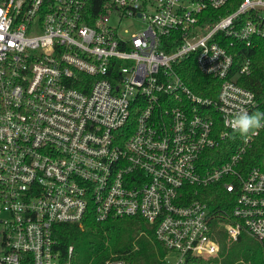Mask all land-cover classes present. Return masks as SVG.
<instances>
[{"label": "built area", "instance_id": "built-area-1", "mask_svg": "<svg viewBox=\"0 0 264 264\" xmlns=\"http://www.w3.org/2000/svg\"><path fill=\"white\" fill-rule=\"evenodd\" d=\"M91 1L0 0V264H69L54 227L90 213L154 225L167 264L216 256L198 198L215 184L235 197L229 237L264 253V127H232L264 113L243 85L264 0H101L94 17ZM190 59L205 95L178 73Z\"/></svg>", "mask_w": 264, "mask_h": 264}, {"label": "trees", "instance_id": "trees-1", "mask_svg": "<svg viewBox=\"0 0 264 264\" xmlns=\"http://www.w3.org/2000/svg\"><path fill=\"white\" fill-rule=\"evenodd\" d=\"M240 1L234 0L233 3ZM100 2L101 0L91 1L87 11L92 13V17L98 13ZM235 8L231 7V11ZM225 13V9L219 11L216 19L224 16ZM245 54L253 60V72L244 78L243 85L262 99L264 39L257 40V46L245 51ZM178 73L197 94L205 95L203 92L205 85L216 83L200 73L193 59L178 65ZM215 154L218 155L216 158L218 165L226 161L230 151L224 149ZM220 155H223V158L220 159ZM198 198L207 203L212 211L214 216L212 228L215 240L220 245V251L216 256L198 257L192 261L193 264H264L263 248L258 242L246 233H242L238 240L234 241L224 227L232 223L231 211L235 197L222 185L215 184L201 189ZM90 214L84 218L81 225L58 224L54 227V238L58 241V250L64 263L167 264L169 251L156 239L154 225L139 217L97 223L92 213Z\"/></svg>", "mask_w": 264, "mask_h": 264}, {"label": "clouds", "instance_id": "clouds-1", "mask_svg": "<svg viewBox=\"0 0 264 264\" xmlns=\"http://www.w3.org/2000/svg\"><path fill=\"white\" fill-rule=\"evenodd\" d=\"M262 120H264V113H255L251 116L244 114L235 120L232 127L241 134H247L251 129L264 127Z\"/></svg>", "mask_w": 264, "mask_h": 264}, {"label": "rangeland", "instance_id": "rangeland-1", "mask_svg": "<svg viewBox=\"0 0 264 264\" xmlns=\"http://www.w3.org/2000/svg\"><path fill=\"white\" fill-rule=\"evenodd\" d=\"M134 24H136V23H134ZM255 241V240H254ZM170 264H175V261H170Z\"/></svg>", "mask_w": 264, "mask_h": 264}]
</instances>
